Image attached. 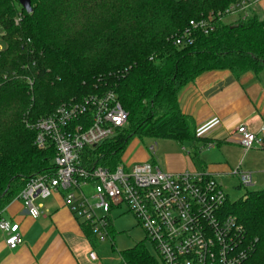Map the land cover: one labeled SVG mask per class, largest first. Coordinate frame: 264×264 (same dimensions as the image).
Instances as JSON below:
<instances>
[{"label": "trees", "instance_id": "obj_1", "mask_svg": "<svg viewBox=\"0 0 264 264\" xmlns=\"http://www.w3.org/2000/svg\"><path fill=\"white\" fill-rule=\"evenodd\" d=\"M239 1L32 0L27 14L18 0H0V213L31 179L54 170L55 150L35 146L34 125L62 104L113 92L128 113L126 126L91 153L97 166H119L136 138L197 147L181 92L213 71L237 78L263 73L264 20L217 22L208 35L196 31L186 48L172 38L192 21L211 15L218 21ZM225 211L244 230L249 256L243 264H264V190L228 201ZM119 255L122 264H160L144 243Z\"/></svg>", "mask_w": 264, "mask_h": 264}, {"label": "built area", "instance_id": "obj_2", "mask_svg": "<svg viewBox=\"0 0 264 264\" xmlns=\"http://www.w3.org/2000/svg\"><path fill=\"white\" fill-rule=\"evenodd\" d=\"M263 1L241 0L218 14L216 22L213 15L192 21L173 36L172 42L179 48L190 47L196 31L208 35L217 22L228 17L245 21ZM15 23L19 25L20 19ZM4 51L0 32V55ZM128 118L117 95L109 92L62 104L52 115L40 119L34 125L35 146L41 151L55 150V167L31 179L17 197L28 214L39 218L41 213L34 202L63 193L71 213L104 240L109 236L112 211L126 205L145 230L160 264H243L249 256L243 247L244 230L234 216L227 215L229 199L215 177L206 173L169 175L150 163L129 169L122 163L114 169L92 163L91 153L115 137ZM237 133L245 152L264 148V135L251 133L244 126ZM151 150L154 152V147ZM233 175L245 187L253 185L252 175L241 168ZM0 231L10 250L20 246V225L0 218ZM90 258L95 261L97 256L91 253Z\"/></svg>", "mask_w": 264, "mask_h": 264}, {"label": "crops", "instance_id": "obj_3", "mask_svg": "<svg viewBox=\"0 0 264 264\" xmlns=\"http://www.w3.org/2000/svg\"><path fill=\"white\" fill-rule=\"evenodd\" d=\"M263 6L264 1L260 9ZM179 104L182 113L193 119L199 143L178 144L192 155L168 154L165 173H206L218 181L241 168L252 175L253 183L254 176L264 177V148L245 152L237 133L244 126L264 135V72L240 78L229 70L205 73L181 92ZM209 144L214 147L208 149ZM195 160L200 163L196 170L191 167ZM34 205L41 213L37 219L17 198L0 213V218L20 225L22 237L20 246L10 250L0 231V264H103L95 252L97 239H102L93 230H84L83 222L66 207L63 193L39 198ZM110 226L111 236L113 221ZM91 253L96 254L95 261Z\"/></svg>", "mask_w": 264, "mask_h": 264}, {"label": "rangeland", "instance_id": "obj_4", "mask_svg": "<svg viewBox=\"0 0 264 264\" xmlns=\"http://www.w3.org/2000/svg\"><path fill=\"white\" fill-rule=\"evenodd\" d=\"M254 15H258L260 20H264V6L258 7ZM223 22L227 25H235V18H225ZM154 147V152L151 150ZM190 150L179 146L177 143L163 139L143 138L134 139L128 146L122 158V164L128 169L136 165L150 163L166 170L165 157L168 154H181L190 156ZM203 152V151H202ZM206 150L203 152L205 153ZM147 158L149 160H142ZM192 162V168L199 169V161ZM54 164V161H53ZM218 183L222 186L224 192L228 196L230 202H236L243 199L248 192L264 190V177L254 176V183L250 187L242 185L240 178L237 176H226L218 179ZM101 215V214H100ZM113 221V234L106 236L104 240L97 239V247L95 252L99 255L103 264H122L120 252L134 248L137 244L144 243L149 254L157 261L158 253L153 244L148 239L145 230L139 225L133 213H131L126 205L121 209H114L111 213Z\"/></svg>", "mask_w": 264, "mask_h": 264}, {"label": "water", "instance_id": "obj_5", "mask_svg": "<svg viewBox=\"0 0 264 264\" xmlns=\"http://www.w3.org/2000/svg\"><path fill=\"white\" fill-rule=\"evenodd\" d=\"M18 3L26 11L27 14H31L33 12L32 0H18Z\"/></svg>", "mask_w": 264, "mask_h": 264}]
</instances>
